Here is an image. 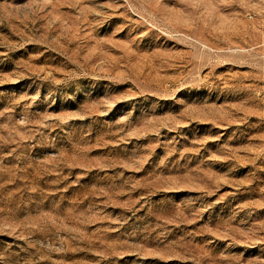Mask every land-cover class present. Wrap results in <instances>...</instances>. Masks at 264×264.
Returning a JSON list of instances; mask_svg holds the SVG:
<instances>
[{
    "label": "rangeland",
    "instance_id": "rangeland-1",
    "mask_svg": "<svg viewBox=\"0 0 264 264\" xmlns=\"http://www.w3.org/2000/svg\"><path fill=\"white\" fill-rule=\"evenodd\" d=\"M264 0H0V264H264Z\"/></svg>",
    "mask_w": 264,
    "mask_h": 264
},
{
    "label": "built area",
    "instance_id": "built-area-1",
    "mask_svg": "<svg viewBox=\"0 0 264 264\" xmlns=\"http://www.w3.org/2000/svg\"><path fill=\"white\" fill-rule=\"evenodd\" d=\"M261 38H262V41L264 42V33L262 34Z\"/></svg>",
    "mask_w": 264,
    "mask_h": 264
}]
</instances>
